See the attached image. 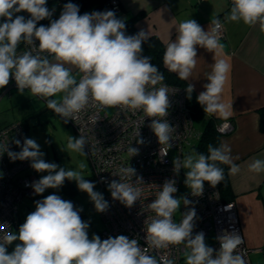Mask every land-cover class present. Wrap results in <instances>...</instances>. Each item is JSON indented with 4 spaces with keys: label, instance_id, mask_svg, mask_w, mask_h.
<instances>
[{
    "label": "clouds",
    "instance_id": "obj_1",
    "mask_svg": "<svg viewBox=\"0 0 264 264\" xmlns=\"http://www.w3.org/2000/svg\"><path fill=\"white\" fill-rule=\"evenodd\" d=\"M21 12L28 13L29 18L18 15ZM54 12V8L47 6V0H0V89L14 79L20 93L28 89L46 98L47 108L64 118L65 123L78 118L88 106L142 110L146 117L154 118L149 127L160 145L170 149L175 128L166 119L170 108L169 89L162 85L149 90L150 86L162 82L164 76L148 56L142 55L148 33L141 30L126 35L125 21L118 19L111 10L80 14L79 5L69 2L63 5L58 19H53ZM45 19L49 24L38 26ZM225 20L242 21L248 26L259 24L264 30V0H232ZM211 23L214 27L205 31L196 20H185L176 29L175 41L167 43L163 62L180 79L188 80L192 75L197 65V46L209 52L223 49L218 33L221 21L214 19ZM21 42L30 48L18 54ZM66 65L82 73L79 81L72 75V68ZM211 68L207 74L208 83L203 85L205 90L197 96V102L205 113H219L226 118L229 105L222 102V93L231 65L225 59H218ZM186 91L192 93L194 86L189 84ZM61 93L59 100L50 99ZM14 143L21 146L18 139ZM86 143L83 135L79 138L69 136L67 148L85 155ZM138 143L142 144L143 140ZM127 150L131 157L138 154L137 148L130 146ZM5 152L12 161L30 160L32 169L48 173L29 185L34 194L59 189L65 180H71L80 191L88 194L97 212L108 209L103 195L94 191L93 182L78 171L46 162L35 139L25 138L19 152L10 151L8 144H0V155ZM208 153H192L173 160L176 175L181 169H187L184 182L194 196L202 194L205 182L215 187L223 181L224 170L216 162L229 165L232 175L240 171L234 163L239 157L231 155L226 143L219 147L209 145ZM249 171L264 172V159H254ZM115 175L120 180L108 183L111 196L131 208L141 197L142 189L136 185L143 184V180L137 177L136 183L123 182L132 181L136 175V170L130 166L119 168ZM175 185V179L165 180L156 199L147 205L156 213L147 224L149 247L158 250L183 244L189 250L185 253L186 264H246L244 256L236 251L243 238L235 232H225L217 238L218 251L206 244L202 231L193 237L195 208L184 213L179 223L174 222L173 214L180 208L181 201L185 206L191 203L186 198L174 197L178 191ZM231 207L227 205V209ZM81 211L82 208L56 194L35 201V210L27 215L18 233L8 232L0 237V264H174L167 255L157 260L137 239H129L126 235L101 240L99 235L93 234L89 238V223L82 220ZM15 241L19 243L9 252L8 246Z\"/></svg>",
    "mask_w": 264,
    "mask_h": 264
},
{
    "label": "built area",
    "instance_id": "obj_2",
    "mask_svg": "<svg viewBox=\"0 0 264 264\" xmlns=\"http://www.w3.org/2000/svg\"><path fill=\"white\" fill-rule=\"evenodd\" d=\"M227 2L232 6V0H227ZM47 6L53 9L48 3ZM106 6L112 10H118L119 0H108ZM18 15L29 18L26 12L18 13ZM218 33L220 37L224 35L223 25L218 29ZM29 48L30 46L23 42L22 46L17 48V53L20 54ZM46 54L41 53V55ZM78 73L77 81L82 76L79 70ZM162 85L169 89L170 108L166 119L175 128L172 141H170L172 144L170 149L167 145H160L157 136L149 127L154 118L146 117L142 110L133 111L120 106L102 109L88 106L78 114V118L69 119L68 123L78 137L81 135L85 137L87 143L84 145V151L97 178L101 194L109 204L105 212H99L103 220V228L100 231L101 240L109 236L126 235L129 239H137L140 246L146 248L148 254L155 256L157 260L161 255H167L169 259L174 260V264H186L185 253L189 250L183 244L171 245L168 249L154 250L146 243L147 224L156 216V213L148 209L147 205L156 199L165 180L175 179V186L179 189L183 169L180 170L179 175H176L173 171V160L174 158L182 159L183 148L191 146L199 136V131L195 129L186 106L184 88L180 85L160 82L155 86H150L149 90L151 87L159 88ZM12 89H17L14 79H10L9 84L3 88V93L10 92ZM225 125H227L226 128ZM233 127V123L226 119L216 125L220 133L229 132L233 130ZM25 138H28L27 131L21 120H12L0 126V144H8L10 151L19 152ZM17 139L21 141V146L14 143ZM141 139L142 144L138 143ZM130 146L137 148L138 154L131 157L127 150ZM172 151L173 157L171 156ZM30 165V160H10L7 152L0 155V228H2L0 237L17 226L16 215L24 196L34 202L43 199V194H34L29 186L33 182L30 178L31 172L27 170ZM129 166L136 170V175L132 177V181L123 182L136 183L137 177L143 180V184L136 185L142 189L141 197L131 208L126 207L119 200H114L108 189V183L112 180H120V177L115 175L117 170ZM177 192L173 194L175 198ZM184 198L191 203L185 206L181 201L177 223L183 219L184 213L195 208L193 237L201 231L205 237L211 233L213 241L207 245L217 251L220 248L217 238L225 232H235L243 238L234 202H223L216 186L213 187L205 182L201 195L194 196L189 190ZM228 204L232 206L230 209H227ZM173 220L176 222L175 213ZM8 251L10 252V246H8ZM236 251L244 256L246 264H251L249 254L253 249L245 245L244 238Z\"/></svg>",
    "mask_w": 264,
    "mask_h": 264
},
{
    "label": "crops",
    "instance_id": "obj_3",
    "mask_svg": "<svg viewBox=\"0 0 264 264\" xmlns=\"http://www.w3.org/2000/svg\"><path fill=\"white\" fill-rule=\"evenodd\" d=\"M119 4L117 12L108 6L94 11L111 10L120 19L137 14V31L156 36L164 44V52L167 43L175 41L176 29L181 22L194 19L207 31L212 29V20H221L223 49L209 52L197 46V65L184 82L192 84L198 96L205 90L203 85L208 83L207 74L212 71L211 65L216 60L225 59L231 65L222 102L229 105L227 117L232 120L234 129L220 135L219 145L226 143L231 155L239 157L234 159L240 167L239 173L230 174V166L227 165V175L244 243L253 249L249 254L253 264L252 256L261 254L264 258V172L249 171V164L254 159H264V131L258 127L260 116L257 111L264 106V30L259 24L248 26L242 21H226L225 16L231 8L227 0H119ZM49 59L54 58L50 56ZM66 67L72 68V75L76 78L78 69L71 65ZM209 116L223 117L219 113H205L206 118ZM10 248L12 251L11 245Z\"/></svg>",
    "mask_w": 264,
    "mask_h": 264
},
{
    "label": "rangeland",
    "instance_id": "obj_4",
    "mask_svg": "<svg viewBox=\"0 0 264 264\" xmlns=\"http://www.w3.org/2000/svg\"><path fill=\"white\" fill-rule=\"evenodd\" d=\"M0 22H2V20H0ZM78 75L79 73L77 76ZM62 95L63 94L61 93L56 97H51L50 99L59 100ZM16 119L21 120L25 124L28 138L35 139L40 145V150L45 154L43 158L46 162H54L59 167L80 172L83 178L95 184L94 191L101 193L97 178L93 173L85 151V155H82L79 152L72 151L67 148L69 136L73 138L79 137L76 135L71 125L68 122H64V118L47 108L46 98L34 95L28 89H25L23 93H20L18 88L4 93L3 89H0V124ZM223 119L232 122V120L228 117H222L220 121ZM202 125L203 121H196L194 127L197 131H200ZM232 131L233 130L225 133L218 132L222 135ZM192 153L194 152L192 151L191 146H185L183 148L182 159ZM171 156L173 157V151L171 152ZM81 165H83V168H81ZM27 170L31 172L30 178L33 182L48 174L47 172H37L32 169L31 166H29ZM186 171L187 169H183V173L181 174L182 182L179 185L176 195V198L178 199L184 198L186 193L190 190L184 182L186 179ZM69 183L72 184L74 191L69 193V195H67L69 197H65V200L73 202L74 206L77 208H82L80 215L82 220L89 223V233L101 231L103 228V220L100 213L96 211L94 203L91 202L86 192H82L78 189L75 181L69 180ZM51 194H56L61 197L60 188L47 189L43 193V199ZM34 210L35 202L24 196L22 198V202L19 204V210L16 215L18 218V227H14L12 229L13 233H18L20 225L25 222L27 215ZM179 211L180 208L175 212L176 222H178ZM212 241L213 236L210 233L207 237H205V242L206 244H209ZM17 243H19V241H15L11 245L12 251ZM252 260L253 264H264V262H262L264 258L261 257V254L252 256Z\"/></svg>",
    "mask_w": 264,
    "mask_h": 264
},
{
    "label": "trees",
    "instance_id": "obj_5",
    "mask_svg": "<svg viewBox=\"0 0 264 264\" xmlns=\"http://www.w3.org/2000/svg\"><path fill=\"white\" fill-rule=\"evenodd\" d=\"M107 1L108 0H47V3L50 4L55 9V12L53 14V19H58L60 11L62 10L63 5L66 3L71 2V3L79 5L80 14H84L85 12L90 13L94 10L102 8L103 6H106ZM119 10H120V4H119V9L113 10V11L117 12ZM117 18L120 19L119 17ZM122 19L125 21V24H126V35H134L138 33L135 27V21L137 19V14H131ZM40 24L48 25L49 20L45 19L39 22L38 26ZM22 44L23 42H21L17 48L22 46ZM142 47H143L142 55L148 56L150 58V61L163 74L164 80L162 82L180 85L184 88L185 102H186L188 111L190 113V116L193 120V124H195L196 121H203L201 130L199 131V136L192 143L191 149L194 153L209 155L208 153L209 145H212L213 147L220 146L219 145L220 133L217 131L216 125L220 122L221 117H214V116H209L207 118L205 117V112L202 106L197 102V94L194 91L192 93H187L186 90L188 88V84L184 82V80L180 79L177 75H175L172 71H169L168 68L165 66L163 62L164 44L156 36H149L148 40L142 45ZM50 56L51 55H48V58ZM189 96H191L190 99H189ZM257 111L259 112L258 115L260 116L258 127L261 131H264V106L259 107ZM25 130L27 131L26 126H25ZM216 163L218 167L224 170V179L220 184L216 185V187L218 189L221 200L223 202H228L233 199V193L231 191L229 180H228V175H227L228 166L227 164H222L219 162H216ZM60 190H61V198L66 199L65 197H69L67 195H69V193H72L74 191V188L72 184L69 183V180H65L63 186L60 187ZM93 234L100 236V231L99 232L96 231L95 233L90 232L89 238H91Z\"/></svg>",
    "mask_w": 264,
    "mask_h": 264
}]
</instances>
